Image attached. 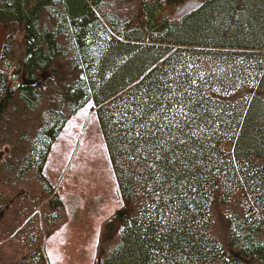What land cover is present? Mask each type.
<instances>
[{
	"label": "trees",
	"instance_id": "16d2710c",
	"mask_svg": "<svg viewBox=\"0 0 264 264\" xmlns=\"http://www.w3.org/2000/svg\"><path fill=\"white\" fill-rule=\"evenodd\" d=\"M186 1L0 0V264H46L44 164L90 101L122 198L94 264H264V0Z\"/></svg>",
	"mask_w": 264,
	"mask_h": 264
},
{
	"label": "rangeland",
	"instance_id": "374dc122",
	"mask_svg": "<svg viewBox=\"0 0 264 264\" xmlns=\"http://www.w3.org/2000/svg\"><path fill=\"white\" fill-rule=\"evenodd\" d=\"M203 1L164 4L163 13L177 18ZM6 29L0 24V50ZM95 109L90 101L70 118L44 164L43 174L68 213V220L44 240L46 264H94L101 221L122 205Z\"/></svg>",
	"mask_w": 264,
	"mask_h": 264
},
{
	"label": "water",
	"instance_id": "95a60500",
	"mask_svg": "<svg viewBox=\"0 0 264 264\" xmlns=\"http://www.w3.org/2000/svg\"><path fill=\"white\" fill-rule=\"evenodd\" d=\"M44 75H45V74L43 73V74H42V77H44ZM24 82L27 83V80H24Z\"/></svg>",
	"mask_w": 264,
	"mask_h": 264
},
{
	"label": "crops",
	"instance_id": "0c3cea01",
	"mask_svg": "<svg viewBox=\"0 0 264 264\" xmlns=\"http://www.w3.org/2000/svg\"><path fill=\"white\" fill-rule=\"evenodd\" d=\"M69 120H70V119H69ZM69 120H68V121H69ZM66 212H67V210H66ZM67 220H68V213H67ZM67 220H66V221H67Z\"/></svg>",
	"mask_w": 264,
	"mask_h": 264
}]
</instances>
